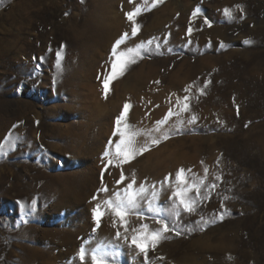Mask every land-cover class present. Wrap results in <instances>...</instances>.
I'll use <instances>...</instances> for the list:
<instances>
[{"label": "rangeland", "instance_id": "obj_1", "mask_svg": "<svg viewBox=\"0 0 264 264\" xmlns=\"http://www.w3.org/2000/svg\"><path fill=\"white\" fill-rule=\"evenodd\" d=\"M137 7L144 0H0V264H81L80 250L97 247L109 264H264V0H149L132 36ZM125 32L118 52L143 48L105 94ZM125 104L136 144L150 147L117 166ZM181 168L189 186L204 181L187 193L192 213L173 196ZM133 177L147 192L125 231L105 201ZM157 219L174 230L145 260L132 237Z\"/></svg>", "mask_w": 264, "mask_h": 264}, {"label": "snow or ice", "instance_id": "obj_2", "mask_svg": "<svg viewBox=\"0 0 264 264\" xmlns=\"http://www.w3.org/2000/svg\"><path fill=\"white\" fill-rule=\"evenodd\" d=\"M83 2V0H81ZM131 2V0H130ZM161 0H151V6L155 7L158 3H160ZM149 3V0H144V8L137 7L134 9L132 12L126 13L127 19L130 21L132 24V36H135L137 34L138 30V25L136 23L135 17L141 14L143 10H150L147 8V5ZM225 16H231V12L228 9L224 10ZM207 23V21H206ZM210 26V25H209ZM191 31V29L189 30ZM129 34L125 32L120 39L116 40L113 48H112V53L113 56L115 57V61L112 64V72L110 75L105 76L104 81H103V86L105 89V94H107L109 82L111 79H115L118 77L119 74H122L123 71L126 69L128 63L135 62L134 57H130L128 54L136 52L137 54L139 53L140 49L143 48V44L138 46L137 48H128L126 52H118V49L122 44L125 43L126 38H128ZM147 44H151L152 41L149 40L146 42ZM246 43H249L246 41ZM58 59L60 58V54H57ZM119 70V71H118ZM158 83V82H157ZM206 87V85H205ZM203 90H201L202 92ZM185 101L188 100V97L184 98ZM179 103V102H178ZM129 105L125 104L124 109L121 111L120 115L116 118L115 121V130H114V136L119 137L118 142L115 143V158H116V164L117 166L121 162H128L131 159H134L137 155L142 154L144 151H147L150 147V145L145 144L143 146H138L135 142V139L138 135H141L137 130H134L131 128L130 125L127 124L126 122V113L129 109ZM189 110V104L185 102L182 106V111L187 112ZM173 115L171 110L169 111L168 115L165 116V118L161 121H158V125H163L167 123L168 119ZM196 120V117L193 116L191 120L189 121L190 123H194ZM157 131H159V127L157 128ZM163 139H167V135H164L162 137ZM161 140L159 138H154L152 143L153 144H159ZM112 146V142H109V149ZM112 152L110 150H106L104 152L105 157H110L109 159V164L113 163L112 157ZM191 169H178L176 172L175 176V181L176 185L178 188L177 192L173 193L174 197H177L179 199V206L182 207L183 211L187 213H192L195 211L196 208V200L193 199L192 197H189L187 195L188 192L195 190L196 193L199 195L200 193V186L203 185L204 181L200 180L199 184H197L195 181L191 183V186H189V180L188 177L185 175L186 172H190ZM207 169H205V175L207 174ZM171 177H165V181H170ZM219 179V177H217ZM125 180V177L123 174H121V179L120 181H117V183H122ZM136 184L135 178L133 177L132 181L127 184L126 189H124L123 194L121 193H116L115 194V199H109L105 201V204L107 207L111 208L112 213L114 216L119 218L121 226L125 228V231L128 230L127 228V220L126 217L135 209L139 207L140 199L144 193L147 192V189L145 188L144 185H140L139 190L137 191L136 188L134 187ZM183 186V187H181ZM214 187V185H212ZM106 191V189H104ZM152 199L148 200V211L153 212L154 209L152 207V200L156 199V192H152ZM203 198H207L206 196ZM104 212L101 210V206L97 205L95 209H93V217L96 222L97 228L100 226V222L102 219ZM176 215L179 214L178 211L175 212ZM139 215V213H137ZM159 216V211L156 210V215L153 218H156ZM222 218V216H221ZM157 223L161 225V228L147 232L144 231L141 235L139 236H133L132 237V243L135 245V247L144 254L145 260H147V255H148V250L150 248H155L156 244L159 242L160 239L165 238L164 233H167L171 230L170 226L168 223L163 220V219H157ZM143 229L147 230V225L142 226ZM133 231H136V229H133ZM117 238H119L120 233L117 232ZM90 256L91 259V264H109V261L106 259L107 253L104 251L103 247H97L90 252L84 248H82L79 252V257L81 260V264H84V261L86 258Z\"/></svg>", "mask_w": 264, "mask_h": 264}, {"label": "bare ground", "instance_id": "obj_3", "mask_svg": "<svg viewBox=\"0 0 264 264\" xmlns=\"http://www.w3.org/2000/svg\"><path fill=\"white\" fill-rule=\"evenodd\" d=\"M22 17V16H21Z\"/></svg>", "mask_w": 264, "mask_h": 264}]
</instances>
